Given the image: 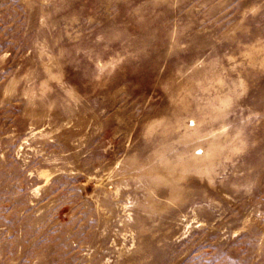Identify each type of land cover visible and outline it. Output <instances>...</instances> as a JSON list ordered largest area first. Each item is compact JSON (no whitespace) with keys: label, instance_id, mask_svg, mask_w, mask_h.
Wrapping results in <instances>:
<instances>
[{"label":"rangeland","instance_id":"rangeland-1","mask_svg":"<svg viewBox=\"0 0 264 264\" xmlns=\"http://www.w3.org/2000/svg\"><path fill=\"white\" fill-rule=\"evenodd\" d=\"M0 264H264V0H0Z\"/></svg>","mask_w":264,"mask_h":264}]
</instances>
